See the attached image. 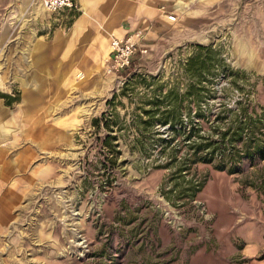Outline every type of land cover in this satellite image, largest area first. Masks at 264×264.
<instances>
[{"label": "rangeland", "instance_id": "1", "mask_svg": "<svg viewBox=\"0 0 264 264\" xmlns=\"http://www.w3.org/2000/svg\"><path fill=\"white\" fill-rule=\"evenodd\" d=\"M74 1L0 0V264H264V0H158L180 17L124 80L134 0Z\"/></svg>", "mask_w": 264, "mask_h": 264}, {"label": "crops", "instance_id": "2", "mask_svg": "<svg viewBox=\"0 0 264 264\" xmlns=\"http://www.w3.org/2000/svg\"><path fill=\"white\" fill-rule=\"evenodd\" d=\"M178 1L184 0H176L174 7L180 10L181 4ZM133 2L134 5L128 7L123 14L124 16L119 28L120 35L118 36H130L140 31L142 33L140 38L141 46L159 45L158 40L166 36V30L171 26L167 15L175 11H170L166 14V10H163L157 4L158 0H134ZM153 40L157 42H149ZM32 99L36 103L39 101V98L34 94L32 95ZM2 114H4V111L0 107V115Z\"/></svg>", "mask_w": 264, "mask_h": 264}, {"label": "built area", "instance_id": "3", "mask_svg": "<svg viewBox=\"0 0 264 264\" xmlns=\"http://www.w3.org/2000/svg\"><path fill=\"white\" fill-rule=\"evenodd\" d=\"M42 6L50 13L58 12L64 9H72L75 5L74 0H41ZM171 23L179 19V13L171 12L167 15ZM141 32L134 35L120 37L113 35L111 39V49L106 61L105 72L119 79H125L121 73L130 68L137 53L145 54L148 46L140 45Z\"/></svg>", "mask_w": 264, "mask_h": 264}, {"label": "trees", "instance_id": "4", "mask_svg": "<svg viewBox=\"0 0 264 264\" xmlns=\"http://www.w3.org/2000/svg\"><path fill=\"white\" fill-rule=\"evenodd\" d=\"M199 60H200L199 56L190 58L189 62L187 64V71H193L194 72L195 70H197ZM135 65H136V61L134 59L131 67L126 69L125 71H122V74L124 76L129 75V73L131 71H133ZM135 83L136 82L131 79L127 82V86H133V85H135ZM191 91L194 93L195 87L191 88L190 92ZM173 92H175V90H173ZM0 96H3V95H1V93H0ZM176 96H175V93H170V94H167L165 97L168 99L172 98L175 101ZM109 103H112V101H109ZM152 104H153L152 108L147 109V110L143 109V111H142V112H144V115L147 116V119H143V115L139 116V118H140V120H142V122L149 123L152 121H159L162 124H166V123L172 124L174 119L179 117V114L174 107L173 108H170V107L168 108L167 106L162 107V105L164 104L163 99H157L156 101L152 102ZM93 123L95 126H101V124H102V126H105V128H107V130L111 131V127H110L111 125H110V122L108 121V119L106 117V112H104L102 114V117L95 118ZM113 137H114V135H111V134L106 135V140H105L106 147H110V148L113 147V146H111V143H110V139Z\"/></svg>", "mask_w": 264, "mask_h": 264}, {"label": "bare ground", "instance_id": "5", "mask_svg": "<svg viewBox=\"0 0 264 264\" xmlns=\"http://www.w3.org/2000/svg\"><path fill=\"white\" fill-rule=\"evenodd\" d=\"M178 2H179V1H178ZM179 4H184V2H183V1H180Z\"/></svg>", "mask_w": 264, "mask_h": 264}]
</instances>
